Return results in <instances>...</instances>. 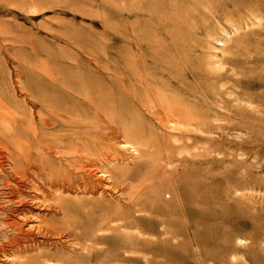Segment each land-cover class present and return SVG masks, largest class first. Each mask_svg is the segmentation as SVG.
<instances>
[{
    "label": "rangeland",
    "instance_id": "rangeland-1",
    "mask_svg": "<svg viewBox=\"0 0 264 264\" xmlns=\"http://www.w3.org/2000/svg\"><path fill=\"white\" fill-rule=\"evenodd\" d=\"M77 95L112 96L155 159L170 151L157 164L220 189L177 238L150 234L165 215L128 229L154 243L116 264H264V0H0V113Z\"/></svg>",
    "mask_w": 264,
    "mask_h": 264
},
{
    "label": "bare ground",
    "instance_id": "bare-ground-1",
    "mask_svg": "<svg viewBox=\"0 0 264 264\" xmlns=\"http://www.w3.org/2000/svg\"><path fill=\"white\" fill-rule=\"evenodd\" d=\"M46 101L38 113H0V264H116L139 249L150 251L153 241L127 233L147 219L167 216L168 229L150 234L172 238L183 233L181 219L208 220L193 206L208 210L220 189L213 192L210 181L183 186L195 171L181 176L157 164L170 151L155 159L147 138H133L141 126L125 122L112 96ZM151 110L153 119L162 114ZM172 113L165 125L183 120ZM131 146L137 157L128 153ZM151 159L155 164L146 165ZM179 185L172 201L161 197ZM195 234L202 240L216 238Z\"/></svg>",
    "mask_w": 264,
    "mask_h": 264
}]
</instances>
